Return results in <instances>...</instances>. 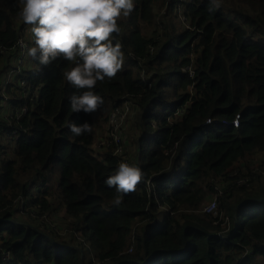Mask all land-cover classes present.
<instances>
[{
	"label": "trees",
	"instance_id": "trees-1",
	"mask_svg": "<svg viewBox=\"0 0 264 264\" xmlns=\"http://www.w3.org/2000/svg\"><path fill=\"white\" fill-rule=\"evenodd\" d=\"M134 4L111 37L124 62L97 82L96 112L71 110L79 92L64 73L75 65L63 58L44 67L30 57L5 87L9 109L26 111L10 123L0 113V264H264V160L253 164L264 154V0ZM21 8L0 0V73L1 50L26 26ZM125 103L136 109L132 141L152 187L140 183L114 206L105 180L116 158L92 146L97 122ZM70 121L92 132L75 136ZM242 178L247 186L234 184ZM223 182L219 211L231 225L220 238L221 220L200 210Z\"/></svg>",
	"mask_w": 264,
	"mask_h": 264
},
{
	"label": "clouds",
	"instance_id": "clouds-1",
	"mask_svg": "<svg viewBox=\"0 0 264 264\" xmlns=\"http://www.w3.org/2000/svg\"><path fill=\"white\" fill-rule=\"evenodd\" d=\"M21 3L20 18L31 27L35 45L27 49V54L44 67L60 58L72 62L75 66L64 73L65 80L79 92L70 97L71 110L96 112L104 103L103 97L94 91L97 82L111 80L122 70V45H114L111 37L121 31L117 23L121 15L127 17L134 11V0H21ZM67 127L75 136L92 132L88 122L77 125L70 121ZM143 179L139 166L121 162L105 180L116 189L114 206H119L123 196L134 192Z\"/></svg>",
	"mask_w": 264,
	"mask_h": 264
},
{
	"label": "built area",
	"instance_id": "built-area-1",
	"mask_svg": "<svg viewBox=\"0 0 264 264\" xmlns=\"http://www.w3.org/2000/svg\"><path fill=\"white\" fill-rule=\"evenodd\" d=\"M22 37L23 36H20L18 38L15 46L11 50L9 51L5 49L1 50V52L3 53L13 52L15 54L13 65L12 67L8 69L6 75L12 71H15V69H17L18 67L17 58L19 54L21 56H23V54L25 55L27 53V49L30 48V45H28L29 43H26ZM19 62H21V59L18 60V63ZM187 68L190 74H192L190 67L188 66ZM6 75L2 81V85L0 88V95H1L0 104H3L4 106H6L5 112L1 113V115H3L4 120L7 123H10L12 120L18 119L21 115H23L26 111V108L22 107L16 110L9 109L8 102H7L8 98L5 97V94H4V89L7 86L8 82L10 81L9 77ZM25 85L26 84H24L23 82H21L20 84L21 87H24ZM132 108L133 107L130 103H125L124 105L120 107H116L112 109L109 112L107 118L103 120L105 134L102 136V138L100 139V142L97 145L93 144L92 146L94 150H96V148L98 149L112 148V154L116 158V161H117V168L121 162H126L128 164H136L137 166H139L138 161L136 160V157L133 158L131 154L129 153V146H128L127 140L125 139L123 135V130L125 128L127 118L129 114L132 112ZM181 113H182L181 111L178 112V114H181ZM210 121L211 120L208 119L206 123ZM230 124L233 127H238L239 115H236L234 119L230 122ZM229 177L231 176L229 175ZM141 183H143L147 189H150L152 187L150 180L145 181L143 179ZM227 184L228 182L217 184L215 188L216 193L213 196H211V198L202 205L201 210H200L203 213L210 214L215 219L221 220V224H220L221 226H220L219 231L217 232L220 238H225L226 234L228 233L230 229V225H231V220L229 219V217L227 216L222 217L219 211V197L222 195V193L226 191ZM234 184H236L237 186H247L248 180L246 178L237 179L234 181ZM129 250H131V248ZM8 254L9 253L7 252L4 253L6 258H8Z\"/></svg>",
	"mask_w": 264,
	"mask_h": 264
},
{
	"label": "rangeland",
	"instance_id": "rangeland-1",
	"mask_svg": "<svg viewBox=\"0 0 264 264\" xmlns=\"http://www.w3.org/2000/svg\"><path fill=\"white\" fill-rule=\"evenodd\" d=\"M181 16H182V14H181ZM20 24L21 23H19V25ZM22 36H23L22 38L24 39V41L26 43H29L30 40L33 41L34 37H33L32 33H31V27L30 26H28V25L25 26V28L23 29V35ZM30 48H31V46H30ZM6 56H7V54L5 55V58L3 60H5L7 58ZM20 59H21V62L18 63V60H20ZM29 59H30V56L27 53L25 55L23 54V56H21L19 54V56L17 58V64H18L17 69H15V71L10 72L6 76H8L10 80H14L16 78H19V75L25 69H27V67L29 66V63H30V60ZM8 66H6V67H8ZM1 75H4V72H1L0 73V76ZM142 77L143 78H147L148 75L146 73L142 72ZM135 113L136 112H134V109L132 108V112L129 114L128 118L129 117L131 118L132 116H135ZM128 118H127V120H128ZM132 121H133V118L130 119V122H132ZM132 123H130L129 126L127 125V128L125 130V133H126L127 137H129L131 141H132V134H133L132 133V128H131V124ZM94 131H95L94 145H97L100 142V139L102 138V136L105 134V131H104V122L103 121H98L97 124H96V126H95ZM0 141H2L1 138H0ZM4 141H7V139H5ZM8 142L11 145V140H8ZM132 144H133V141H132ZM134 147H135V145H134ZM97 149L98 148H96V150H93V151L96 152V153L99 152V150H97ZM134 156H136V150H135ZM260 156H262V159H261V157L258 156V157H256L258 159L257 160L255 159L256 161L253 162V164H255L256 167H257V164L256 163H260L262 160H264V154H261ZM37 187H39V185H37L36 187H34V189H36ZM50 220L52 221L51 225L54 226V227H56V228L62 227L65 224V221L62 218V212L61 211L58 212V213H56L55 215H53L50 218ZM64 229L65 228L63 227L60 230V234L61 235H65L67 238H69V234H66V232L64 231Z\"/></svg>",
	"mask_w": 264,
	"mask_h": 264
},
{
	"label": "crops",
	"instance_id": "crops-1",
	"mask_svg": "<svg viewBox=\"0 0 264 264\" xmlns=\"http://www.w3.org/2000/svg\"><path fill=\"white\" fill-rule=\"evenodd\" d=\"M6 57L7 58L5 60H3V61H5L7 63L6 66H8L9 64L10 65L8 67L5 66V68L1 71V72H4V75L1 76L2 79L0 80V88H1L2 81H3L4 77H5L8 69L13 65L15 54L13 52H9ZM27 68H29V66ZM5 108H6V106H4L3 104H0V113H4L5 112ZM135 110L136 109H134V112H135ZM135 117H136V113H135V116H132L131 118L130 117L128 118V120H127V122L125 124V128L123 130V135H124L125 139L127 140V143H128V146H129V153L131 154V156L133 158L136 157V156H134L136 148L134 147V144H132V141L130 140V138L127 137V135L125 133V130L127 128V125L129 126V124L133 122L131 124V128H132V133L134 132V120H135ZM132 118H133V121L130 122V119H132Z\"/></svg>",
	"mask_w": 264,
	"mask_h": 264
}]
</instances>
